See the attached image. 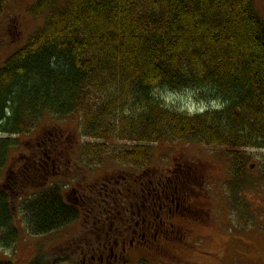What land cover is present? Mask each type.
I'll return each instance as SVG.
<instances>
[{
    "label": "trees",
    "instance_id": "16d2710c",
    "mask_svg": "<svg viewBox=\"0 0 264 264\" xmlns=\"http://www.w3.org/2000/svg\"><path fill=\"white\" fill-rule=\"evenodd\" d=\"M28 12L42 25L0 67V169L16 146L13 136L29 133L44 115L78 116L88 166L107 157L142 169L161 140L225 149L231 191L246 169L240 150H264V21L253 0H34ZM181 91L210 105L189 114L165 104L164 92ZM37 157L17 197L33 236L81 215L61 185L43 186ZM10 195L0 190L2 248L19 238ZM30 264L44 263L36 256Z\"/></svg>",
    "mask_w": 264,
    "mask_h": 264
},
{
    "label": "rangeland",
    "instance_id": "374dc122",
    "mask_svg": "<svg viewBox=\"0 0 264 264\" xmlns=\"http://www.w3.org/2000/svg\"><path fill=\"white\" fill-rule=\"evenodd\" d=\"M33 2L6 0L0 5V63L23 46L42 25L41 17H33L28 12ZM253 3L264 21V0H253ZM162 97L165 104L180 110L194 106L204 109L210 105L193 91L164 92ZM78 129L77 115L64 120L44 115L34 129L19 136L16 146L10 150L8 169L19 171L38 156L37 162L44 166L42 171L47 178L43 186L61 185L64 199L67 194L73 198L80 194L85 199L86 188L101 181L103 176L117 180L122 174L139 178L140 175L159 176L163 172L169 176L166 185H195L196 191L192 190V195L196 197L193 196V199L201 203L190 210L191 220L172 219L174 226L167 224L166 240L158 242L153 250L134 251L127 264H264V150H240L246 158V169L242 182L231 191L232 160L225 149L211 148L197 142L161 140L151 144V159L142 169L121 166L107 157L100 165L88 166L81 159L87 139L81 137ZM110 144L125 145L116 142ZM25 156L30 157L29 162ZM47 158L59 160L54 169ZM21 160L25 162H19ZM182 165L192 168L191 176L178 172ZM12 177L5 182V191L11 194L19 238L10 248L0 246V264H30L36 256L44 264L60 256L67 258L60 264H90V257L95 253L94 247L99 241L117 234L111 223L103 221L112 217V213H101L96 217L101 221L94 224L93 215L88 216L85 212L62 229L46 235H31L17 212L20 202L17 197L21 195L19 190L22 184L17 182V176ZM77 183L82 184L78 186ZM72 189L74 194L71 193ZM101 210L102 207L96 211ZM117 222L114 219L112 226L121 225ZM180 227L186 229L189 235ZM107 229L111 232L105 235ZM98 234L105 236L100 239ZM96 251L100 252L99 245Z\"/></svg>",
    "mask_w": 264,
    "mask_h": 264
},
{
    "label": "flooded vegetation",
    "instance_id": "af4514ba",
    "mask_svg": "<svg viewBox=\"0 0 264 264\" xmlns=\"http://www.w3.org/2000/svg\"><path fill=\"white\" fill-rule=\"evenodd\" d=\"M1 65L2 63H0V67ZM19 136L14 137H17L18 140ZM28 158L30 157L25 156V160L29 162L30 159ZM25 160L19 162H25ZM50 161L52 169L59 163L58 159H50ZM7 164L8 157L0 169V190H5V182L13 178L12 176H17V182L22 184L21 177H23L26 166L23 164L24 166L19 171H11ZM45 164L49 165L47 161ZM191 169L182 165L178 168V172L191 176ZM154 175H140L139 178L134 176L131 178L122 174L117 180L111 176H103L101 181H96L92 183V186L86 188L85 199L80 194L77 198H73L69 194L65 195V201L77 207L81 214L85 212L88 213V216L92 214L94 224L101 221V219L96 218L101 216V213L105 214L106 212L113 215L103 221L111 223L110 226L117 231V234L114 237L99 241L100 252L96 251L98 245L95 246V253L93 252L94 254L90 257V264H127L131 260V253L134 251L153 250L157 248L158 242L162 243L166 240L168 236L167 224L174 226L172 219L179 217L180 220L181 218L184 221L191 220L190 210L197 208L195 204L201 203L193 199L192 190L196 191L195 185L188 187L184 183L174 186L166 185L168 175H164L163 172L159 176ZM150 176L154 177L147 178ZM158 178L159 180L156 181ZM183 181L185 182L184 178ZM81 184L77 183L76 185ZM73 190L71 193L74 194ZM101 207L103 211L97 212L96 210L101 209ZM205 218H203V224L206 226ZM114 219H117V224L121 225L112 226ZM179 229L186 232V229L184 230L182 227ZM110 232L111 230L107 229L105 235ZM186 234L189 235L188 232ZM105 235L98 234L100 239Z\"/></svg>",
    "mask_w": 264,
    "mask_h": 264
},
{
    "label": "bare ground",
    "instance_id": "6f19581e",
    "mask_svg": "<svg viewBox=\"0 0 264 264\" xmlns=\"http://www.w3.org/2000/svg\"><path fill=\"white\" fill-rule=\"evenodd\" d=\"M181 111H184V112H187L189 114H193V113H200L203 111V109L201 107H192V109H188L186 108L185 110H181Z\"/></svg>",
    "mask_w": 264,
    "mask_h": 264
}]
</instances>
